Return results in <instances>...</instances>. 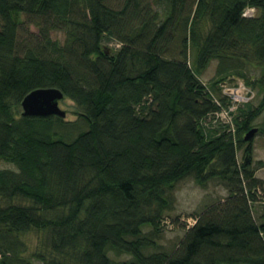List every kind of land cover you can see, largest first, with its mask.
<instances>
[{
  "label": "trees",
  "instance_id": "obj_1",
  "mask_svg": "<svg viewBox=\"0 0 264 264\" xmlns=\"http://www.w3.org/2000/svg\"><path fill=\"white\" fill-rule=\"evenodd\" d=\"M0 21V160L15 166L0 168V264H264V181L239 164L232 132L204 127L222 84L264 93V0H0ZM214 60L210 86L200 77ZM42 88L60 89L78 118L23 116ZM263 109L264 96L239 108L240 147ZM188 175L221 180L227 198L176 252L147 253ZM32 233L43 245L27 256Z\"/></svg>",
  "mask_w": 264,
  "mask_h": 264
},
{
  "label": "rangeland",
  "instance_id": "obj_2",
  "mask_svg": "<svg viewBox=\"0 0 264 264\" xmlns=\"http://www.w3.org/2000/svg\"><path fill=\"white\" fill-rule=\"evenodd\" d=\"M123 1L124 0H108V3L111 6L120 7L123 4ZM153 11L161 12V8H153ZM21 20H24V16H21ZM28 30L30 32H36V28L33 27V25H26L22 30L24 32L23 34H27ZM52 36L54 39H59L61 42H64L65 40V34L63 32H53ZM105 46L110 49H117L120 48L121 43L117 39H109L105 42ZM173 46L174 43L171 44V48ZM217 63L218 62L214 60L210 67L200 77L203 82L209 84L210 86H212L211 82L215 75ZM245 72L252 80H255L261 76L262 68L248 65L245 69ZM255 92L256 96L251 104L253 107L258 108L261 106L264 93L260 91L258 87H255ZM215 93H217L218 96L216 95V98L222 105H226L228 103L219 90H215ZM60 107L67 112V120L74 121L78 118V110L76 104L73 101L65 99L60 102ZM238 115L239 111L233 113V124L231 123V125H229L225 122H215L213 115L209 114V116H207L205 119L206 123H204V127L206 128V134L208 135L210 134V131L216 130L218 134H221L224 131L229 132L228 130L230 129V132H232L235 137L237 145V159L239 164L242 165L246 158V150L250 142H244L241 147L238 145L236 126V118ZM253 125L254 127L261 128V131L258 132L251 140L252 153L249 159L251 167L255 171L256 177L264 181V109L253 121ZM0 168L15 169V166L6 160H0ZM174 192L177 197L176 207L173 211L168 212L165 215L161 233L156 239L159 248H150L147 250V253H152L159 250L166 251L170 254L176 252L181 241L186 236L188 226L193 224L195 218L198 215L204 213L209 207L219 202H223L228 196V190L221 180L211 179L206 185L203 186L195 180L193 175H188L181 179L176 184ZM259 196V202L254 205V215L258 221H260L259 217L264 206V189L259 190ZM151 230L152 229L150 226L144 227V231L146 233L150 232ZM25 239L29 244V252L27 253V256H29L34 251L39 250L43 245L41 243L40 236L37 234H29ZM110 255L115 260H126L130 258L128 255H123L121 257H117L114 253H111ZM35 263L42 264L40 262Z\"/></svg>",
  "mask_w": 264,
  "mask_h": 264
},
{
  "label": "water",
  "instance_id": "obj_3",
  "mask_svg": "<svg viewBox=\"0 0 264 264\" xmlns=\"http://www.w3.org/2000/svg\"><path fill=\"white\" fill-rule=\"evenodd\" d=\"M236 79L230 80V83L235 82ZM64 99L63 92L58 88H42L29 93L22 102L23 116H60L66 118L67 112L60 107V102ZM258 128L251 129L245 136V141L252 140L258 133ZM250 163L247 156L245 159Z\"/></svg>",
  "mask_w": 264,
  "mask_h": 264
},
{
  "label": "built area",
  "instance_id": "obj_4",
  "mask_svg": "<svg viewBox=\"0 0 264 264\" xmlns=\"http://www.w3.org/2000/svg\"><path fill=\"white\" fill-rule=\"evenodd\" d=\"M256 13L257 8L249 5L245 8L243 15L247 18H252ZM221 90L223 97L228 103L222 105L216 96H214V102L219 106V110L212 113V115L215 122L220 121L231 125V123L233 124V113L238 111L240 107L252 102L255 99L256 92L242 80H237L233 83H224L221 85Z\"/></svg>",
  "mask_w": 264,
  "mask_h": 264
}]
</instances>
